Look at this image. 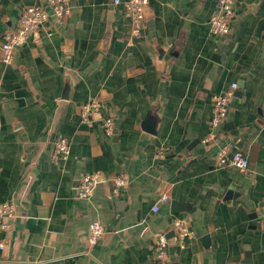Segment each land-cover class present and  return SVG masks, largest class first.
Returning <instances> with one entry per match:
<instances>
[{
    "label": "crops",
    "instance_id": "obj_1",
    "mask_svg": "<svg viewBox=\"0 0 264 264\" xmlns=\"http://www.w3.org/2000/svg\"><path fill=\"white\" fill-rule=\"evenodd\" d=\"M125 1L70 0L50 34L0 60V204L16 206L0 229V264H264V0H237L224 35L208 25L216 0H148L137 36ZM39 4L0 0V41ZM232 83L212 126L213 95ZM89 100L100 108L85 122ZM58 134L70 152L54 160ZM223 146L246 154L247 171L214 164ZM90 172L100 181L79 197ZM116 175L125 183L114 191ZM95 220L106 232L90 247ZM175 220L189 232L183 247Z\"/></svg>",
    "mask_w": 264,
    "mask_h": 264
},
{
    "label": "built area",
    "instance_id": "obj_2",
    "mask_svg": "<svg viewBox=\"0 0 264 264\" xmlns=\"http://www.w3.org/2000/svg\"><path fill=\"white\" fill-rule=\"evenodd\" d=\"M119 3L120 0H114ZM237 0H216L215 8L208 19L209 29L213 34L224 35L229 32L230 18L234 11ZM148 0H127L123 2L124 16L130 23L131 33L134 36L139 35L144 21V10ZM71 9L70 0H45V4L26 6L21 9L16 25L2 34L0 47V60L9 63L12 60L15 49L24 45L28 36L35 32H44L50 34L46 25L53 19L62 20L67 17ZM236 83H232L229 88L219 94H214L212 99V116L210 124L216 126L220 120L226 117L228 112V103L232 96ZM1 90V78H0ZM100 108L97 100H89L81 105L82 121L90 122V115ZM103 124L110 132L113 120L110 117L103 118ZM70 152L69 141L67 137L58 134L54 139V150L52 159L65 158ZM214 164L217 167L231 166L239 171L245 172L249 166V160L246 154L240 150H230L228 146H223L218 150L214 158ZM98 172L83 174L78 179L76 194L79 197H89L94 186L100 181ZM112 190L120 189L125 183L122 176L116 175L111 179ZM160 200H167V195L162 194ZM155 204L153 210H157ZM16 206L13 202H3L0 204V229L8 228V220L15 216ZM261 224L264 227V206L261 211ZM173 228L179 237V246L183 247L189 232L181 220H175ZM106 232V227L100 221H92L88 226L87 244L95 246ZM168 240L165 235H160L155 246V253L158 259H163L167 255ZM0 247L3 244L0 243ZM30 264H36L35 262Z\"/></svg>",
    "mask_w": 264,
    "mask_h": 264
},
{
    "label": "water",
    "instance_id": "obj_3",
    "mask_svg": "<svg viewBox=\"0 0 264 264\" xmlns=\"http://www.w3.org/2000/svg\"><path fill=\"white\" fill-rule=\"evenodd\" d=\"M66 82H67V83H66L65 89H64L63 94H62V98H63V99H66V98H67V95H68V89H69V87H70V83H69V81H66ZM151 120H153V119H151V117H148V116H147L146 119H145V121H144L145 129H146L147 131H149V132H152V131H153V128H154V123H152ZM194 142H195V141H193V142L190 144L189 147H191L192 144H193ZM205 238H206V236H205Z\"/></svg>",
    "mask_w": 264,
    "mask_h": 264
}]
</instances>
